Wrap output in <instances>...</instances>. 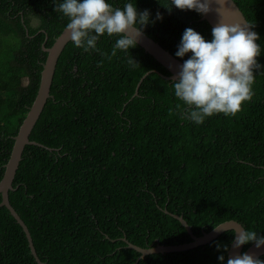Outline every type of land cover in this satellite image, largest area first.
<instances>
[{
	"label": "trees",
	"instance_id": "trees-1",
	"mask_svg": "<svg viewBox=\"0 0 264 264\" xmlns=\"http://www.w3.org/2000/svg\"><path fill=\"white\" fill-rule=\"evenodd\" d=\"M233 1L258 33L262 68L254 70L252 98L235 115L214 114L202 124L180 118L170 73L139 45L109 60L101 52L111 53L115 34L100 37L99 51L67 43L29 136L36 144L24 147L8 192L42 264H218L221 253L228 258L232 230L180 252L140 258L129 248L190 243L173 215L195 237L230 220L264 235V0ZM53 2L0 0V180L37 94L44 48L68 22ZM107 2L123 7L128 0ZM131 2L148 9L151 19L162 15L142 32L181 62L190 55L175 56L185 28L211 39L212 28L193 10L169 12V0ZM0 264H37L5 207Z\"/></svg>",
	"mask_w": 264,
	"mask_h": 264
},
{
	"label": "clouds",
	"instance_id": "clouds-1",
	"mask_svg": "<svg viewBox=\"0 0 264 264\" xmlns=\"http://www.w3.org/2000/svg\"><path fill=\"white\" fill-rule=\"evenodd\" d=\"M222 2L215 0L219 6ZM209 4L210 0H169L165 7L169 12L175 7L206 14L210 11ZM53 10L67 17L65 31L73 45L85 53L99 51L97 41L100 37L115 34L117 39L111 53L101 52L109 60L117 50L128 51L135 47V37L141 34L143 27L162 19L159 12L151 19L148 9L138 11L131 0L123 7H115L107 0H54ZM216 11L220 17L219 7ZM129 32L134 35H129ZM258 39V33L251 30V25L227 24L221 18L211 29L210 40H205L190 27L185 28L175 56L183 58L187 53L190 55L179 66L176 79L171 83L174 96L182 102L176 105L182 120L202 124L214 114L235 115L242 102L252 98L254 70L262 68L256 59L262 51L256 42ZM129 63L136 64L133 59ZM234 234V248L249 242H254L256 248L264 245V235L255 230L240 229ZM217 248L219 250L220 246ZM217 260L218 264H264V260L247 253L227 259L221 253Z\"/></svg>",
	"mask_w": 264,
	"mask_h": 264
},
{
	"label": "water",
	"instance_id": "water-1",
	"mask_svg": "<svg viewBox=\"0 0 264 264\" xmlns=\"http://www.w3.org/2000/svg\"><path fill=\"white\" fill-rule=\"evenodd\" d=\"M209 7V12H207L206 14H201V20L206 21L211 28L219 23L220 18L222 19V22L227 24H240L241 26H249V23L245 19L243 13L240 11L233 0H223L220 6L215 3V0H210ZM218 7L220 17L216 11ZM129 35H134V33L129 32ZM135 40L137 45H139L146 53L151 55L170 73V76L167 78L171 81H175L176 75L179 71V66L183 62L175 58L158 43L146 36L143 32H141L139 36L135 37ZM70 41L71 40L69 38V34L65 31L64 28L59 36L54 40L52 46L47 49L44 48V51L47 53V55L41 71L39 88L34 101L32 102L22 123L19 126L17 134L13 138L14 143L11 149V153L7 163L4 166L3 176L0 180V207H5L9 211L11 216L15 219L16 223L22 228L27 238L30 252L35 258L37 264L42 263L37 258L27 227L9 203L8 192L13 189L12 181L14 179L16 170L18 169L19 162L21 161L24 147L26 145L36 144L35 142L29 140V136L46 104L47 99L50 98V87L58 58L67 43ZM173 217L181 223V225L186 229L187 233L191 236L192 241L190 243L176 246L156 245L149 249H141L128 243L129 248H132L139 252L140 258L144 257L145 255L154 253L180 252L207 244L225 231L232 230L233 232H238L240 229H244L240 223L234 220H230L217 225L210 232L205 233L200 237H195L192 235L190 227L181 217L176 215H173ZM217 227H219V229H216ZM232 245L233 241L228 250V258L234 257L241 253L250 254L254 258H259L261 255H264V245H262L260 248H256L255 244L253 243L244 252H242L243 245H241L239 248H234Z\"/></svg>",
	"mask_w": 264,
	"mask_h": 264
}]
</instances>
